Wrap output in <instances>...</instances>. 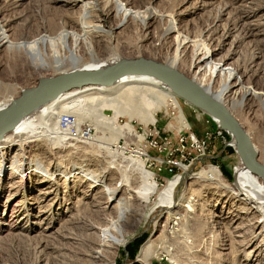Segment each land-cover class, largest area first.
Segmentation results:
<instances>
[{
  "label": "rangeland",
  "instance_id": "obj_1",
  "mask_svg": "<svg viewBox=\"0 0 264 264\" xmlns=\"http://www.w3.org/2000/svg\"><path fill=\"white\" fill-rule=\"evenodd\" d=\"M202 38L205 46L196 58ZM113 56L151 58L193 78L232 110L263 152L264 0H0V102H12L42 77L70 71L82 61ZM228 81L236 84L235 97L222 91ZM248 90L253 95L242 102ZM177 98L187 127L177 122L179 108L172 104L157 112L154 123L138 118L132 122L141 134L149 130L147 125L156 126L162 137L157 149L142 148L136 138L121 136L110 146L118 149L121 138L124 155L134 156L131 150L139 149L149 155L142 161L155 172L160 188L180 176L176 198L195 183L196 192L187 199L197 209L182 208L168 221L167 210L150 212L158 198L154 194L146 205L131 199L128 210L120 213L118 200L106 205L104 187L62 173L46 178L41 171L25 177L6 172L0 153V264H145L140 254L150 264H264V241L251 236L252 215L241 211L230 196H220L215 185L194 177L213 165L222 173L226 170L231 178L223 175L233 182L240 158L236 147L229 154L215 144L199 155L191 134L202 137L215 129V121ZM101 112L114 117L110 109ZM127 121L120 116L117 124ZM93 130L101 140V133ZM105 135L110 132L105 130ZM99 143H82L84 148L78 150L49 141L27 147L19 159L36 161L46 172L60 163V155L65 156L61 163L67 172L85 159L84 168L104 171L107 182L116 187L122 174L108 168L112 157ZM17 152L16 146L6 156L11 159ZM128 173L137 177L133 170ZM125 188L119 187L118 198L137 196ZM142 239L130 256L128 247Z\"/></svg>",
  "mask_w": 264,
  "mask_h": 264
},
{
  "label": "bare ground",
  "instance_id": "obj_2",
  "mask_svg": "<svg viewBox=\"0 0 264 264\" xmlns=\"http://www.w3.org/2000/svg\"><path fill=\"white\" fill-rule=\"evenodd\" d=\"M164 39L166 40L167 36H164ZM204 43V38H202L197 44L195 50L196 58L202 54L205 46ZM178 46L179 48L183 47V42L179 43ZM120 60L121 59H119L118 56H113L82 61L70 71L101 70L110 67L112 64H115ZM66 72H69V70ZM201 86L204 87L203 85ZM204 88L217 97L208 88ZM235 88L236 84L232 81H228L224 84L222 91L224 93H230V95H234L235 97L237 94ZM250 94L253 95L251 90L246 91V93L242 95V102H245ZM177 97L179 96L174 93L172 88L160 78L151 74L132 71L124 74L121 79L110 85H94L81 89H73L69 92L43 98L31 107V109L20 119L14 129L8 131L0 139V153L1 159L3 158L2 164L4 170L6 172H18L22 177L32 174L33 172L37 173L41 171L45 174L46 178H53V176L62 173L68 179L79 177L89 180L94 186L100 185L104 187L108 194V196H106V205L118 200L117 208L120 213H124L128 210L129 201L131 199L137 198L141 203L146 205L151 202L152 195L156 194L158 198L154 205L150 207V212L158 209L167 210L168 215L166 219L168 221L172 220L174 214L183 212L182 208L184 211L188 208L190 210L198 208V205L197 207H195V204L190 205L189 203L191 201H188L187 199L188 196L195 194L193 193L196 192V189H193L195 183L192 182L188 188L183 190L181 197L176 198L175 194L180 182V176L172 178L164 187H158L157 183L154 182L155 172L153 171L152 173L149 171L145 167L144 161H142L144 156H146V161L149 160L150 156L145 154L141 149L136 151L131 150V152L136 153V156L124 155L125 150L120 149L123 148V146L120 145V140L123 137L127 140L130 138V141H133L134 138L138 141L143 140L145 138V133H136L138 131L137 129L134 130L132 124L133 120L138 118L145 124L154 123L157 120V112L166 108L170 104L179 108L177 120L179 125L187 127L188 123ZM10 102L11 101L9 100L0 102V114L12 103ZM101 109L112 110L114 117L112 119L107 118L102 114ZM63 112L75 116L76 123L73 128L64 129L60 126L61 118L64 114H67ZM120 116L128 117V121L123 125L117 124V119ZM210 116L213 117L217 126L224 129L225 133L231 135L228 130L222 127L223 123L221 119L213 115ZM87 119L90 124L85 123L84 120ZM99 127L102 128L99 129ZM93 128H96L97 132L101 133V140L97 139L95 135H92L91 131H94ZM149 128L150 125H147L146 129ZM73 130H75V132ZM105 130L110 132L109 136L105 135ZM180 131H185V129H181ZM120 136L121 138L118 141L119 145L117 144L118 149H114L110 146V141L115 140V137L117 138ZM191 136L192 138H198L195 133H192ZM102 139L104 140L102 141ZM95 140L100 142L98 147L107 152L108 156L112 157V159L108 161V168H117L121 172L122 180L120 185H117L116 187L110 186L107 182V175L104 171L95 172L88 168H84L83 163L85 159L82 160L83 163L80 164L79 167H75L70 172H67L68 169H62V167L65 166L61 163L65 157L62 155L60 156L63 158H60L59 164L57 163L56 165L55 163L56 166L52 172H46L43 170L41 164L36 161L34 162L23 157L20 162L19 159L20 153H25V149L31 145L37 146L49 141H58L65 144V148L72 147L81 150L82 147L84 148L82 143L92 144ZM232 142L236 147L234 137H232ZM103 143L106 145H102ZM252 144L257 151L258 160L263 163L264 150L262 152L257 144H254L253 142ZM16 146L18 147V152L9 159V157L6 156L8 155L7 152L11 151V149ZM85 152L86 151L84 150V153ZM126 162L127 164H123ZM128 170L136 172L135 174L137 177L132 179V175L128 173ZM235 175V180L229 182L217 167L209 165L202 168V170L197 172L194 177L198 180L208 182V185H215L217 191L220 192V196H230V198L238 203L241 211L251 214L255 220L252 223L253 231L251 236L252 238L261 236L264 241V177L253 173L241 156L238 165L235 168ZM122 184L126 186L125 190L127 193H133L137 196H123L118 198V190ZM174 211H176V213H174ZM251 243L252 242H249L250 245ZM139 259L145 264H150L149 262L144 261L142 254H140Z\"/></svg>",
  "mask_w": 264,
  "mask_h": 264
},
{
  "label": "water",
  "instance_id": "obj_3",
  "mask_svg": "<svg viewBox=\"0 0 264 264\" xmlns=\"http://www.w3.org/2000/svg\"><path fill=\"white\" fill-rule=\"evenodd\" d=\"M139 71L160 78L179 97L206 113L222 120L236 141V151L250 170L264 177V163L257 158V151L245 128L236 115L217 97L196 80L170 65L151 58H123L110 67L96 71H69L42 77L34 86L24 88L21 94L0 114V139L14 129L20 119L41 99L94 85H110L128 72Z\"/></svg>",
  "mask_w": 264,
  "mask_h": 264
},
{
  "label": "built area",
  "instance_id": "obj_4",
  "mask_svg": "<svg viewBox=\"0 0 264 264\" xmlns=\"http://www.w3.org/2000/svg\"><path fill=\"white\" fill-rule=\"evenodd\" d=\"M75 123H76L75 116L73 114L67 113L64 114L63 117L61 118L60 126L64 129H68V128H73ZM154 127L156 128V126H153V128H149V130L143 132L145 133V138L139 141L142 148L154 147L155 149H157L158 147L157 139L162 137L159 134V132L156 129H154ZM136 133H139V131ZM192 142H193L192 146H194L195 149H197V151L200 152L198 153L199 155H204L208 150H210L212 144L220 145L223 148V150L227 147L235 148L232 139L228 138L224 129H222L217 125L214 130H206L201 138H193Z\"/></svg>",
  "mask_w": 264,
  "mask_h": 264
},
{
  "label": "trees",
  "instance_id": "obj_5",
  "mask_svg": "<svg viewBox=\"0 0 264 264\" xmlns=\"http://www.w3.org/2000/svg\"><path fill=\"white\" fill-rule=\"evenodd\" d=\"M226 135L228 136V138H231V135L230 134H228V133H226ZM213 145H215V144H212V147H214ZM222 148V147H221ZM229 150V154H232L233 152H234V149H233V147H227V148H225L224 150H223V148H222V150H221V152H226V151H228ZM223 174L226 176V177H228L229 179L231 178V176H229V174H228V172L226 171V170H223ZM144 240L142 239V240H136L135 241V243H134V247H128V251H129V254H130V256H134V253H135V248H138L140 245H141V243L143 242ZM134 264H138V263H134Z\"/></svg>",
  "mask_w": 264,
  "mask_h": 264
}]
</instances>
